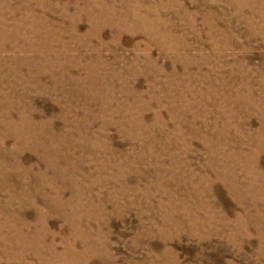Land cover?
Returning a JSON list of instances; mask_svg holds the SVG:
<instances>
[{"label":"rangeland","instance_id":"obj_1","mask_svg":"<svg viewBox=\"0 0 264 264\" xmlns=\"http://www.w3.org/2000/svg\"><path fill=\"white\" fill-rule=\"evenodd\" d=\"M263 3L0 0V264H264Z\"/></svg>","mask_w":264,"mask_h":264},{"label":"bare ground","instance_id":"obj_2","mask_svg":"<svg viewBox=\"0 0 264 264\" xmlns=\"http://www.w3.org/2000/svg\"><path fill=\"white\" fill-rule=\"evenodd\" d=\"M184 3V2H183ZM262 4V3H261ZM264 4V3H263ZM245 6V5H244ZM263 6V5H262ZM261 6V7H262ZM261 7H259L260 9H252V11H253V13H252V15H250V16H244L245 17V22H246V26H248L249 27V25H250V23H252V20L255 18V17H257V18H259V19H262V20H264V7L263 8H261ZM141 8V7H140ZM190 8V7H189ZM234 12H236L237 14H241L242 13V11H241V9H235L234 10ZM113 15V14H112ZM234 15V14H233ZM152 16V15H151ZM117 17V16H116ZM96 18V17H95ZM121 19V18H120ZM219 19L220 20H222V22H224L225 23V19H226V17H225V19L223 18V15L221 14L220 15V17H219ZM241 19V18H240ZM211 20V19H210ZM135 21V20H134ZM157 22V21H156ZM109 23H110V21H109ZM221 24V23H220ZM220 26V25H219ZM258 28V27H257ZM114 29V28H113ZM258 32V31H257ZM230 62V61H229ZM264 69V68H263ZM262 69V70H263ZM255 70V69H254ZM251 73V72H250ZM145 80V79H144ZM236 84V83H235ZM4 90V89H3ZM255 94V93H254ZM30 121V125L32 126L33 124H35L33 121H31V120H29ZM260 125V124H259ZM38 126H40L39 124H37V127ZM41 129L42 130H47L46 128H44V125H42L41 124ZM32 128H34V126L32 127ZM241 128V127H240ZM14 130V129H13ZM45 133V132H44ZM19 135V134H18ZM39 135V134H38ZM109 139V138H108ZM56 140V139H55ZM36 143V142H35ZM47 147V146H46ZM100 147V146H99ZM34 148V147H33ZM51 151V150H50ZM46 153V152H45ZM46 155V154H45ZM46 161V160H45ZM254 164V163H253ZM254 170H255V173L256 174H254V173H248V172H246V176H245V178H247V180L251 183V185H250V189H249V192H253V191H255V192H253V195L255 196L254 197V199H253V201H254V203L253 204H251L252 205V207H255L256 208V206H258L259 205V203H261V201H262V203H263V205H264V190H262L261 192H259V191H257V188H255L254 186L255 185H258V184H261L262 183V178H263V174H261V173H259L260 172V170H259V172L255 169V166H254ZM20 171V170H19ZM54 173V172H53ZM40 177V176H39ZM240 177H242V176H240ZM12 179V178H11ZM14 180V179H13ZM33 185V184H32ZM38 185V184H37ZM28 186V185H27ZM10 188V187H9ZM252 189V190H251ZM257 192V193H256ZM246 194V193H245ZM161 195V194H160ZM243 195V194H242ZM242 195H238V197H239V199L237 200L238 202H239V204L242 206V209L243 210H247V208L245 207V199H244V197L242 196ZM258 195H260L261 196V198L258 196ZM256 196L258 197V199H256ZM237 197V198H238ZM8 205V204H7ZM239 208V207H238ZM241 208V207H240ZM3 209V208H2ZM256 210V209H255ZM244 211V212H245ZM250 213V210H249V212H248V214ZM254 213H258V211H254ZM253 216V215H252ZM227 217V216H226ZM3 220V219H2ZM264 229V228H263ZM27 264V263H26Z\"/></svg>","mask_w":264,"mask_h":264}]
</instances>
